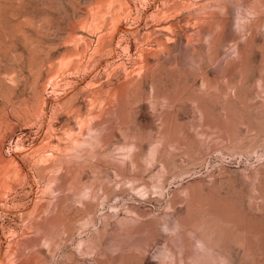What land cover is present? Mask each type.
Instances as JSON below:
<instances>
[{
    "label": "rangeland",
    "instance_id": "374dc122",
    "mask_svg": "<svg viewBox=\"0 0 264 264\" xmlns=\"http://www.w3.org/2000/svg\"><path fill=\"white\" fill-rule=\"evenodd\" d=\"M0 264H264V0H0Z\"/></svg>",
    "mask_w": 264,
    "mask_h": 264
}]
</instances>
